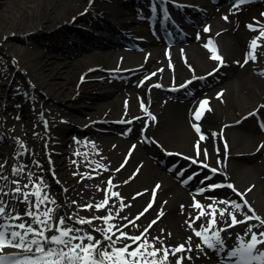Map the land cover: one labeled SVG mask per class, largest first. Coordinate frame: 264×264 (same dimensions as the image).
Segmentation results:
<instances>
[{
	"label": "bare ground",
	"instance_id": "bare-ground-1",
	"mask_svg": "<svg viewBox=\"0 0 264 264\" xmlns=\"http://www.w3.org/2000/svg\"><path fill=\"white\" fill-rule=\"evenodd\" d=\"M116 1L118 0H0V48L11 53L15 65L24 70L28 81L36 86L35 94L43 91L50 99L57 101L55 104L70 107L69 110L64 109L63 114H59L60 109L56 106L47 108L43 105L46 102L43 101L38 113L22 109L28 125L38 119L47 118L46 120L50 121L60 117L74 124L92 121L88 127L91 132L95 125L110 128L109 131L113 129L109 135H103L102 131L93 133L94 143L89 152H81L85 157L82 171L87 174L90 182L80 183L77 179L79 176L74 178L70 174L71 167H74L73 161L78 159L73 149L65 148L64 153L67 151L69 155L59 156L56 150L62 148L44 144L34 135V131H28L31 135L24 144L28 150L23 151L21 158H15L9 151L11 146L16 148L17 143L22 142L17 136L20 133L15 132L13 134H17L16 136L12 135L7 139L0 148V169L6 172L8 164L16 162V166H19L20 162L28 165L33 169L31 173H34L37 168L48 170L51 160L52 168L54 169L53 164L58 167L57 179L66 187V191L62 193L63 202L68 206L72 205L66 210L67 213L75 211L105 231L114 225L115 227L107 231L113 240L123 231L129 236H141V241L137 243L146 239L156 248L168 249L169 255L164 264H176L177 257L181 255L186 257L183 264H225L221 257L222 252L207 249L186 221L198 215L200 210L192 207L196 201L204 206L216 201L213 207L227 208V211L231 212L233 209L230 204H220L221 200L211 196L196 195L192 191L195 180L184 185L188 175L182 174L179 169L168 171L177 158H165L159 147L147 144L146 139L153 135L168 146L170 151L180 149L185 153H194V142L198 141L199 135L208 134L201 147V156L205 157L206 149L210 162L217 163V160H220L219 166L226 177L236 182L241 193H247L245 199L264 218V147H261L264 145V130L258 125L255 118L257 115H249L256 112L264 114V107H261L264 106V75H261L264 72V55L260 54L264 52V38L257 40L254 52L257 59L244 64L246 53L252 51L250 42L259 35L257 22L264 24V0H256L238 8L224 3L220 9H217L211 0H181L205 6L204 16L209 15V18H212V29L209 32L203 30L198 35L199 38L195 36L187 39L185 43L172 46L166 45L165 36L160 31L156 34L147 33L145 30L135 31L136 16L150 4V0H140L139 3L120 0L119 4ZM87 6L88 13L79 15ZM225 16L227 20L224 19ZM248 25H253L257 31L251 30ZM119 29L133 35L150 34L145 40L138 41V44L145 46L147 50L142 53L137 49H124L119 39ZM84 30L88 33L83 34ZM30 31L32 33L27 37H6L12 32L22 34ZM39 35L43 38L32 46L27 45L26 40L30 39L29 37ZM209 39L214 42L218 54L223 58L224 64L218 68L216 74L224 72V81L217 83L213 75L208 77L210 89L197 90L201 92L196 105L192 98H168L166 87H175L190 77L207 74L216 69L220 62L211 59L213 52L204 47ZM162 46L164 49L173 48L169 56L161 49ZM148 49H153L151 56H145ZM241 64L244 66L241 67ZM112 69H117L115 73L118 74L111 76L109 73ZM8 82L9 79L0 91V114L5 115L4 117H7V114L1 102L5 101L6 97L9 101L14 96L6 87ZM220 93L222 95L218 98ZM204 100L209 103L205 110H202L201 119L196 121L194 113ZM144 108L155 116L154 121L149 116L150 121L147 122L145 118L148 114ZM207 108L211 111H207ZM43 109L44 114H41L40 110ZM116 120L131 121L133 129H116L117 123L123 125ZM11 122H0V133L6 130V135L10 134ZM193 124L201 127L200 134L196 133ZM51 127L50 130L43 127L51 139L58 134L63 137L61 130L66 133L74 128L59 122L53 123ZM142 137L145 140H142ZM24 145H20V149H24ZM79 149L80 147H77V150ZM163 159L164 165L161 163ZM120 166L122 167L119 168ZM105 174L111 178V190L107 189L106 185L103 187L99 180ZM6 179L9 185L7 188L12 189L7 195L10 207L8 214L11 216L15 212V204L18 202L26 212L27 203L34 195L19 186L13 178ZM209 185L211 184L204 185L205 190L210 188ZM18 187L20 192L16 191ZM24 193L29 194L27 201L24 199ZM112 193H119V196H113ZM222 195L231 200L238 198L230 189L223 190ZM106 196L109 198L108 205L97 210L95 205L102 203ZM121 202L125 205L123 209ZM150 203V209L136 219L141 204L147 206ZM86 205L93 207H82ZM105 208H114L118 215L111 216L107 222L94 219L106 217ZM205 210L210 211L206 207ZM161 211L163 215L158 219ZM225 217H228L227 213ZM27 218L30 219L28 216ZM207 219L208 217H203L197 220L193 227L200 230L202 224L206 225ZM130 221L135 223H129ZM152 221L156 223L149 228ZM12 222V219L5 218L0 224L11 225ZM250 224L253 223L238 224L228 228L221 235L224 240L234 242L236 234L246 236V229ZM224 227L225 222L217 215L216 228ZM145 229L148 231L145 232ZM10 231L12 229L9 228ZM188 237H191L192 251L172 256L171 250L175 247L181 244H184L185 248L189 247L186 243ZM124 244L132 245L129 251L137 247L131 240L123 238L116 246L122 247ZM198 244L204 248L203 252L196 248ZM13 250L16 249L6 248L0 255ZM26 255L28 253L23 256ZM163 256L161 251L155 258L157 264H161ZM188 256L191 257L190 260L187 259Z\"/></svg>",
	"mask_w": 264,
	"mask_h": 264
},
{
	"label": "snow or ice",
	"instance_id": "snow-or-ice-1",
	"mask_svg": "<svg viewBox=\"0 0 264 264\" xmlns=\"http://www.w3.org/2000/svg\"><path fill=\"white\" fill-rule=\"evenodd\" d=\"M249 2H251V0H237L236 7L238 8L239 5ZM224 19L227 20V17L225 16ZM257 24L259 29V35L250 42L249 47L250 49H252V51L246 53L244 64H247L249 60L255 61L257 59L256 54H254L255 49L257 47V40L260 38H264V24H261L259 22H257ZM247 27H249L253 31H257V28L253 25H248ZM204 31L209 32L210 28L205 27ZM217 35H219V33H217ZM204 47L209 48V50L213 52V55L210 58L219 61L220 66H223V58L221 55L218 54V49L215 47L214 42L211 39L208 40ZM260 54L264 55V52H261ZM243 66L244 65L241 64V67ZM214 71H218V68ZM211 74L212 73H209V75ZM153 75H155V73H153ZM261 75H264V72H262ZM154 86L160 87V85ZM221 95L222 93L218 94V98ZM208 103L209 102L207 100L201 102L200 108L197 109V111L194 113V119L196 121H199L201 119L202 110H205V106H207ZM141 104L143 108V101L141 102ZM125 105L127 110V101L125 102ZM206 110L211 111L210 108H207ZM144 111L150 116L153 121L156 119L155 116L147 112L146 108H144ZM255 114L256 113H250L249 115ZM46 123L47 122L45 121V124ZM120 123H125V121L122 120L120 121ZM127 123H131V121H127ZM192 126L195 129L196 133H201V127L198 124H193ZM261 128L262 130H264V123L261 124ZM205 139L206 137L201 134L199 136V140L195 144L197 157L200 155V141H203ZM261 147H264V145H261ZM133 148H135V146H133ZM225 148H227V144H225ZM207 155L208 153L205 149V158H207ZM185 158L187 159V157ZM192 162L196 163L197 161L193 160ZM97 166L100 167V165ZM203 166L208 167L207 164H204ZM117 171H119V169H117ZM211 171L213 173H216L217 169L213 168L211 169ZM107 183L111 185V180H109ZM185 183H187V181H185ZM225 186L232 189L234 192H237V195L240 196L243 203H237L235 201L231 202L230 207L233 209V211L229 212L227 211V208L217 209L213 207L216 201H213V204H209L207 206H204L198 201H196L192 205V207L199 209L200 211L195 218H190V220L186 221V223H188V226L192 228L194 235L201 239L202 244L207 249L220 253L223 252L225 249V240L221 235L223 232H226L228 228L235 227L238 224H246L249 221L253 220L257 221L258 223L250 224L246 229L245 235H250V240L246 241L243 237H238L239 246L236 247L234 250L227 252V256L229 258H236L235 264H264V250H261V248L259 247L260 245H264V218H261L259 215H257L255 210L248 203V201L244 199L247 193L238 192L235 189L234 185L213 184L210 187L214 190L216 188H222ZM158 187L159 186H157V188ZM16 191L20 192L21 189L18 187ZM204 191L205 189L200 190L201 193H203ZM248 191H251V189H248ZM31 195L37 197V200L33 205V208L36 210H39L40 205L44 204L45 201L55 203V201L50 200V198L46 194L41 195L39 192V188L37 192L32 193ZM112 195L119 196V193H112ZM153 196H155V191L153 193ZM28 197L29 194L24 193L25 201L28 200ZM108 203L109 198L106 196L103 202L95 205V207L97 208V210H99L107 206ZM219 203L226 205L229 204L228 201H219ZM151 206L152 204L150 203L148 207L150 208ZM85 207L91 209L93 205H86ZM123 207H125V205L123 204V202H121V209H123ZM183 207L184 206L182 205V211ZM205 207L207 209H210V211H206ZM245 208H247V211H244ZM147 210L148 209L146 208L145 211ZM54 212L55 209L52 208H47L43 212L31 210L26 211L25 215L30 217L33 223L41 225V227L38 228H34L31 224H26L23 222L16 225L0 224V229H3L0 230V252H3V250L8 247H13L22 249L26 253H34L32 256H25L23 260L11 259L8 256L0 255V264H157V260L155 258L161 251H163L164 253L163 261H161V264H164V261H167V257L169 255L168 249L156 248L154 244H149L146 239L142 243H137L141 241V236H129L127 233L118 229V231H120V236L117 237L116 240H113L112 237L107 234V231H110L111 227H115L114 225H111L109 226L107 231L98 229V231L104 233L103 240H96L95 237L91 234H81L83 232L81 228L66 226L67 220H71L72 217L66 218L61 216L58 220H55L54 223H50L49 221L54 220ZM235 212L241 213L244 219L237 220L236 215L234 214ZM249 212L251 213V215H248ZM226 213L227 216L231 218L230 224H228L227 220L225 219ZM140 215H143V213H141ZM140 215H138L136 219H139ZM162 215L163 212L161 211L157 218L159 219V217ZM217 215H219L220 220H223L225 222L226 227L216 228ZM203 217H208L207 225L202 224L200 230H197L193 227V225L196 223L197 220H200ZM0 218L23 219L20 216H10L6 212V208L2 205V202H0ZM111 218V216H106L95 217L94 219H103L107 222ZM76 223L80 225H91L92 220H85L83 218H80L76 221ZM129 223L134 224L135 221H130ZM155 223L156 221H152L149 225V228L152 226V224ZM12 227L24 231L23 233L14 230L9 232V228ZM125 227H127V225H125ZM254 228L261 229V231H259V234L253 231ZM147 231L148 229H145V232ZM47 233L54 234L47 235ZM29 235H31L30 239ZM169 235L171 234L169 233ZM121 238H123V240H131L133 244H137V247L132 249V251H129V248L132 247L131 244H124L122 247H117L116 245L118 242L121 241ZM85 241H87V243H85ZM105 241L109 242L107 247L104 246ZM186 243L189 244L188 248H185V245L181 244L171 250V255L175 257L177 253L191 252V237L187 238ZM33 246H35L34 249ZM149 248H151L152 250L148 251ZM196 248L201 252L204 251V248L201 247L200 244H198ZM109 249H111V251H109ZM148 257H152L153 259L149 260ZM185 258L186 257L184 255L177 257L176 264H183V260ZM187 259L190 260L191 257L188 256Z\"/></svg>",
	"mask_w": 264,
	"mask_h": 264
},
{
	"label": "rangeland",
	"instance_id": "rangeland-1",
	"mask_svg": "<svg viewBox=\"0 0 264 264\" xmlns=\"http://www.w3.org/2000/svg\"><path fill=\"white\" fill-rule=\"evenodd\" d=\"M2 1V0H1ZM218 7H221V6H218ZM2 8V6L0 5V13H1V9ZM14 36V35H13ZM12 36V37H13ZM30 39H27V45H34L39 39H42L43 37L42 36H34V37H29ZM14 39H16L15 37H14ZM34 43V44H33ZM2 51V50H1ZM10 61H11V58L9 57V56H7V55H3V53H0V80H2L1 82H5V80L4 79H2V75H4L5 74V72H9V71H11V69H10V66H9V63H10ZM9 76H11V79H12V81H11V79H10V84L7 86V88H10V93L11 94H13L14 92H17V90H15V89H18V90H20V91H24L25 90V88L23 87V80H24V78L22 77V76H19V75H15L14 73L13 74H9ZM1 82H0V84H1ZM21 100H22V98H20ZM46 102H47V105L49 106V107H53V106H56L58 109H60L61 111H59L58 113L59 114H63L64 112H63V110L64 109H67V110H69L70 108L69 107H66V106H60V105H58V104H55L57 101H55V100H53L52 98L50 99L49 97H46ZM17 104H24V107H29L28 106V104L27 103H25L23 100L22 101H20L19 99H17V97H12L9 101H6V102H4L3 103V109H4V112H6V114H7V122L9 123V122H11L12 120V124L10 125V126H12V129H13V132L14 131H16L17 129H18V132H20V135L22 136V137H24L25 139H26V133H25V130L24 129H22V128H24V124H22V123H20V120L18 119L19 117H17V116H19V114H18V110L16 109L17 108ZM62 116V115H61ZM60 118V117H59ZM57 119V118H56ZM58 122L60 123V124H62V125H69V124H64V123H62L61 121H60V119H58V120H55V121H53L52 123H54V124H58ZM7 123V124H8ZM53 125V124H52ZM81 126H83L82 124H78V125H76V126H74V128L72 129V130H70L69 132H64L63 130H61V133L63 134V137L61 136V135H59L58 134V138L55 140V139H53L52 140V142H54V144H55V146H57V147H59V148H62V149H60L59 151H58V154H59V156H61V155H63V154H68L69 155V152H65L64 153V150H65V148H67V149H73V151H75L76 152V146L78 147L79 145L81 146H83V143H77L76 141H79V140H76L75 141V137H87V136H92V134L91 133H87V132H85L86 130H85V128H83V127H81ZM53 128H54V126H53ZM98 130V129H97ZM97 130H95V132L97 133L98 131ZM35 131V130H34ZM94 132V133H95ZM29 135H30V133H29ZM28 136V135H27ZM24 140V139H23ZM81 142V141H80ZM93 142V140H91V139H88L87 141H86V143H87V145H86V148L84 149V150H86L88 147H89V145L91 144ZM17 147L16 148H14V147H12L10 150V153H12L13 155H14V157L21 151V149H20V147H22V146H20L19 145V142L17 143V145H16ZM87 150H89V149H87ZM69 151V150H68ZM79 153V152H78ZM77 153V154H78ZM79 165L81 166V165H84V159H82L81 157H79V160H76L75 162H74V166L76 167V169H79V171L82 169V167H79ZM11 168H13V166L11 167ZM11 168L9 169V170H11ZM24 171L25 170H23V171H21L22 172V174L24 173ZM79 171H75V168H73V167H71V169H70V174L72 175V177H76V175H78V174H80L79 173ZM30 175V174H29ZM44 176H46L45 174H44ZM48 176V175H47ZM100 177V176H99ZM36 178V177H35ZM42 178H43V180H44V178L45 177H43L42 176ZM101 182H102V184H103V187H105V185H106V183L108 182V180H109V176H107L106 174L105 175H103V176H101L100 177V179H99ZM33 181V182H32ZM35 181H37V178H36V180L34 179L33 180V177L31 176V178H30V183L31 184H34L35 186H36V188H37V190H38V188H39V192H40V194L41 195H47L49 198H50V200H54V197H56L57 198V192L59 191V189L58 188H56L55 190L53 189V190H51L50 188H48L47 186H46V184L48 185V183L46 182V183H44V181H40V182H35ZM35 182V183H34ZM84 182H90V179H88V178H86V179H84ZM29 182H28V184H30ZM30 184V185H31ZM108 184V183H107ZM53 195H54V197H53ZM99 199V198H98ZM55 201V200H54ZM100 201H101V198H100ZM81 202H83V200L81 201ZM53 203H50L49 201H45V203L44 204H42V206L44 207V208H52L53 206ZM120 205H121V203H120ZM141 207H142V204H141ZM140 207V208H141ZM114 208H111V209H106L105 208V211H104V214L106 215V216H112V217H116L117 216V210H113ZM103 214V215H104ZM64 217H66L67 218V215L66 216H64ZM68 217H71V216H68ZM78 219H80L78 216H76ZM58 218H60L59 217V215L56 217V220L58 219ZM75 220V219H74ZM66 226H68V227H72V226H74V227H81V228H83V231H84V233H88V234H91V235H93L94 237H95V239L96 240H103V238L101 237V232L100 231H98V229L99 228H95V226L94 227H89V226H83V225H80V224H78V223H76V220L75 221H73V218L71 219V220H67V222H66ZM101 230V229H100ZM107 241H105L104 242V246H105V243H106ZM85 243H87V241H85ZM105 247H107V246H105ZM109 251H111V249H109ZM11 258V257H10ZM11 259H13V258H11Z\"/></svg>",
	"mask_w": 264,
	"mask_h": 264
}]
</instances>
